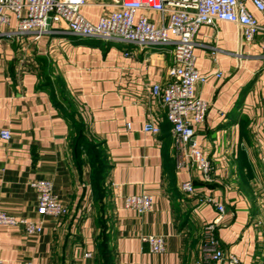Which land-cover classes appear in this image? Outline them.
I'll return each mask as SVG.
<instances>
[{
  "label": "crops",
  "instance_id": "0c3cea01",
  "mask_svg": "<svg viewBox=\"0 0 264 264\" xmlns=\"http://www.w3.org/2000/svg\"><path fill=\"white\" fill-rule=\"evenodd\" d=\"M85 1L78 13L91 24L118 8V0ZM146 16L159 21L156 13ZM262 38L247 43L229 22L202 25L194 35L195 67L207 76L195 92L209 107L192 140L211 163L205 180L180 162L164 108L150 94L152 84L168 81L167 48L76 36L59 25L23 44L0 37V129L11 134L7 142L0 139V210L42 222L41 233L30 236L0 225V264H80L83 249L94 257L89 169L77 167L69 146L75 122L106 156L102 209L114 264H196L202 227L213 221L226 253L240 264H264ZM152 116L158 134L142 131ZM39 179L52 182L65 215L37 216L29 184ZM185 180L197 194L213 197L222 212L181 194ZM139 193L153 196L151 212L123 208L126 195ZM141 235L163 236V252H149Z\"/></svg>",
  "mask_w": 264,
  "mask_h": 264
},
{
  "label": "built area",
  "instance_id": "2783aa9c",
  "mask_svg": "<svg viewBox=\"0 0 264 264\" xmlns=\"http://www.w3.org/2000/svg\"><path fill=\"white\" fill-rule=\"evenodd\" d=\"M85 2L0 0V37L17 38L23 44L28 38L39 40L51 25H59L76 36L131 43L140 48H167L172 58L167 70L168 81L164 86L152 84L150 94L164 108L180 162L188 164L208 180L211 163L192 140L195 126L203 122L209 107L195 92L207 76L200 74L195 67L194 35L202 25L214 27L217 22H229L240 28L243 40L247 43L262 36L260 49L264 52V0H118V8L100 16L96 24L89 23L78 13L79 7ZM248 6L261 16V22L254 18ZM146 12L156 13L158 23L149 20ZM214 75L217 78L221 76L220 72ZM142 131L151 134L160 132L154 116L143 124ZM10 138L7 129H0L1 140L7 142ZM29 186L35 192L37 216L59 218L67 213V208L53 192L50 180H35ZM179 191L184 196L195 197L198 203L211 204L219 214L223 210L213 197L197 194L190 180L180 182ZM122 206L130 212L143 215L153 210L154 198L148 193L126 195ZM0 225L20 227L28 236L42 231L40 219H17L2 210ZM139 239L147 244L151 253L164 250V237L161 235H141ZM79 255L80 264H92L91 251L83 249ZM196 264H240L235 255L226 253L221 247L216 235V221L202 227L200 259Z\"/></svg>",
  "mask_w": 264,
  "mask_h": 264
},
{
  "label": "trees",
  "instance_id": "16d2710c",
  "mask_svg": "<svg viewBox=\"0 0 264 264\" xmlns=\"http://www.w3.org/2000/svg\"><path fill=\"white\" fill-rule=\"evenodd\" d=\"M74 128L77 130V135L73 139V141H69V146L72 152V157L75 160L77 167H80L81 164V153L80 149L81 147H86L87 154L86 156H89V162L90 166L94 169H96V172L93 173L92 181L94 186L97 188L100 182L105 179L106 173L108 171V165L106 162V156L104 153V159L98 155L96 152L97 147L94 144H91L81 133V125L77 122L73 123ZM98 190V189H97ZM102 234L100 236L101 242L99 244H95V251L97 250L98 254L94 258V264H114V257L113 253L109 247V237L108 233L105 232V222L102 220Z\"/></svg>",
  "mask_w": 264,
  "mask_h": 264
},
{
  "label": "rangeland",
  "instance_id": "374dc122",
  "mask_svg": "<svg viewBox=\"0 0 264 264\" xmlns=\"http://www.w3.org/2000/svg\"><path fill=\"white\" fill-rule=\"evenodd\" d=\"M77 135V130L74 129L72 132H71V135L69 137V141H73V139L76 137ZM72 143V142H71ZM96 152L98 153V155L100 157H102V159H104V151L101 147H97L96 149ZM80 153H81V164H80V168L82 169L84 166H87L88 169H89V174H88V183H89V186H90V189H91V192H92V195H91V199H92V204L93 206H95L96 208V213H95V227H96V234L94 236V242L95 244H99L101 242V234H102V220H104L105 222V227H104V231L107 232V215L104 213V210L102 209V204H103V200L105 199L106 195H107V186H106V183H105V179H103L100 184L98 185V187L96 188L93 184V173L96 172V169L92 168L90 166V162L88 161L89 160V156H86L87 154V149L86 147H81L80 149ZM98 189V190H97ZM98 252L97 250L95 251L94 253V257H93V264H94V258L97 256Z\"/></svg>",
  "mask_w": 264,
  "mask_h": 264
},
{
  "label": "water",
  "instance_id": "95a60500",
  "mask_svg": "<svg viewBox=\"0 0 264 264\" xmlns=\"http://www.w3.org/2000/svg\"><path fill=\"white\" fill-rule=\"evenodd\" d=\"M47 23L49 24V21H47Z\"/></svg>",
  "mask_w": 264,
  "mask_h": 264
}]
</instances>
